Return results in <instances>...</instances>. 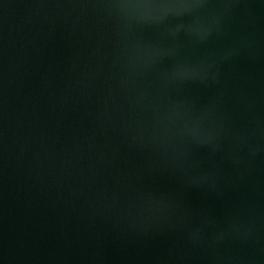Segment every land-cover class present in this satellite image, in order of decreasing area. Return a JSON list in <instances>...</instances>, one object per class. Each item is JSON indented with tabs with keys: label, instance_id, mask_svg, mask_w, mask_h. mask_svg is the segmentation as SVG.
Instances as JSON below:
<instances>
[{
	"label": "water",
	"instance_id": "water-1",
	"mask_svg": "<svg viewBox=\"0 0 264 264\" xmlns=\"http://www.w3.org/2000/svg\"><path fill=\"white\" fill-rule=\"evenodd\" d=\"M0 264H264V0H0Z\"/></svg>",
	"mask_w": 264,
	"mask_h": 264
}]
</instances>
